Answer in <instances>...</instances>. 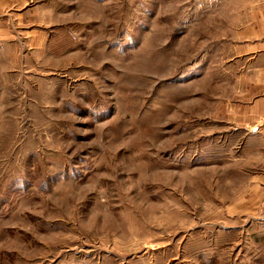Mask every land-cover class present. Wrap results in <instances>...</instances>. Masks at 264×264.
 Returning <instances> with one entry per match:
<instances>
[{
  "label": "rangeland",
  "instance_id": "1",
  "mask_svg": "<svg viewBox=\"0 0 264 264\" xmlns=\"http://www.w3.org/2000/svg\"><path fill=\"white\" fill-rule=\"evenodd\" d=\"M48 2L49 72L0 107V264H264L241 0Z\"/></svg>",
  "mask_w": 264,
  "mask_h": 264
},
{
  "label": "crops",
  "instance_id": "2",
  "mask_svg": "<svg viewBox=\"0 0 264 264\" xmlns=\"http://www.w3.org/2000/svg\"><path fill=\"white\" fill-rule=\"evenodd\" d=\"M48 1L0 0V100L17 99L18 92L32 84L27 76L44 68L49 72L51 35L60 26L51 25L59 10ZM233 7L235 36L227 65L240 83L233 105L238 120L234 132L244 136L237 151L242 161L264 166V0H241ZM7 105L11 103H0Z\"/></svg>",
  "mask_w": 264,
  "mask_h": 264
},
{
  "label": "built area",
  "instance_id": "3",
  "mask_svg": "<svg viewBox=\"0 0 264 264\" xmlns=\"http://www.w3.org/2000/svg\"><path fill=\"white\" fill-rule=\"evenodd\" d=\"M262 121H263V123H264V117H263V120H262Z\"/></svg>",
  "mask_w": 264,
  "mask_h": 264
}]
</instances>
